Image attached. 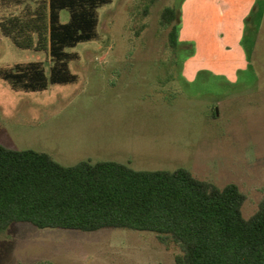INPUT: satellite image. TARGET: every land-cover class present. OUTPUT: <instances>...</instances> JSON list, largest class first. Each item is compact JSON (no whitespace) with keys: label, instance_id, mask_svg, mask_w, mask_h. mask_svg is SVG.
Returning a JSON list of instances; mask_svg holds the SVG:
<instances>
[{"label":"rangeland","instance_id":"obj_1","mask_svg":"<svg viewBox=\"0 0 264 264\" xmlns=\"http://www.w3.org/2000/svg\"><path fill=\"white\" fill-rule=\"evenodd\" d=\"M166 6L177 13L175 49L160 23ZM21 8L0 0V19ZM97 11L96 39L71 48L75 82L24 92L0 78V143L65 165L186 167L236 183L252 215L264 194V0H111ZM40 59L0 32V67ZM179 253L148 231L23 222L0 231V264H177Z\"/></svg>","mask_w":264,"mask_h":264},{"label":"trees","instance_id":"obj_2","mask_svg":"<svg viewBox=\"0 0 264 264\" xmlns=\"http://www.w3.org/2000/svg\"><path fill=\"white\" fill-rule=\"evenodd\" d=\"M110 1L1 0L22 6L0 19L1 34L45 59L0 67V78L24 92L75 82L70 62L78 55L71 48L96 39L97 9ZM62 9L69 12L67 22L60 21ZM160 17L175 49V8L166 6ZM245 200L236 183L218 186L182 166L137 170L115 160L65 165L46 151L0 143V231L15 222L41 229L148 231L179 248L177 264H264V194L249 217L242 213Z\"/></svg>","mask_w":264,"mask_h":264}]
</instances>
